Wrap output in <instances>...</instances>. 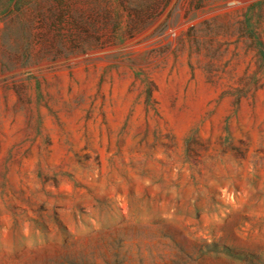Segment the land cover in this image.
I'll use <instances>...</instances> for the list:
<instances>
[{"label":"rangeland","instance_id":"obj_1","mask_svg":"<svg viewBox=\"0 0 264 264\" xmlns=\"http://www.w3.org/2000/svg\"><path fill=\"white\" fill-rule=\"evenodd\" d=\"M0 264H264V0H0Z\"/></svg>","mask_w":264,"mask_h":264}]
</instances>
